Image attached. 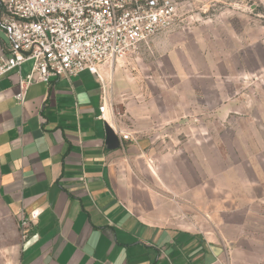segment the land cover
<instances>
[{"label":"crops","instance_id":"crops-1","mask_svg":"<svg viewBox=\"0 0 264 264\" xmlns=\"http://www.w3.org/2000/svg\"><path fill=\"white\" fill-rule=\"evenodd\" d=\"M10 45L0 25V54ZM101 74L103 82L88 71L35 82L24 104L15 98L18 71L0 77V264H216L221 236L195 224L199 209L181 216V196L205 200L211 183L181 174L194 166L179 160L178 120L128 90L119 107L117 72L104 65ZM209 115L182 116L189 137ZM107 124L118 147L107 144ZM193 143L206 147V138Z\"/></svg>","mask_w":264,"mask_h":264},{"label":"rangeland","instance_id":"rangeland-1","mask_svg":"<svg viewBox=\"0 0 264 264\" xmlns=\"http://www.w3.org/2000/svg\"><path fill=\"white\" fill-rule=\"evenodd\" d=\"M176 1L173 28L108 65L117 72L116 102L123 108L128 90L161 118L178 120L179 160L194 166L181 174L211 183L205 200L181 196V216L195 207V224L221 236L216 264H264V0ZM189 111L210 114L196 123L195 137L182 118ZM201 136L206 147L193 143Z\"/></svg>","mask_w":264,"mask_h":264},{"label":"built area","instance_id":"built-area-1","mask_svg":"<svg viewBox=\"0 0 264 264\" xmlns=\"http://www.w3.org/2000/svg\"><path fill=\"white\" fill-rule=\"evenodd\" d=\"M0 14L11 43L0 54V77L18 71L19 104L33 83L54 76L88 71L103 82L102 66L114 65L180 21L176 0H0ZM26 62L31 69L23 74ZM105 109L102 104L101 118L108 122ZM122 137L132 138L129 132ZM38 215L36 210L31 217ZM21 225L26 228L29 219Z\"/></svg>","mask_w":264,"mask_h":264},{"label":"water","instance_id":"water-1","mask_svg":"<svg viewBox=\"0 0 264 264\" xmlns=\"http://www.w3.org/2000/svg\"><path fill=\"white\" fill-rule=\"evenodd\" d=\"M106 136H107V144L111 148H115L119 146V136L114 130V128L110 125H106Z\"/></svg>","mask_w":264,"mask_h":264}]
</instances>
